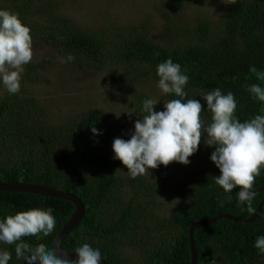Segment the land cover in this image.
<instances>
[{
	"label": "trees",
	"instance_id": "trees-1",
	"mask_svg": "<svg viewBox=\"0 0 264 264\" xmlns=\"http://www.w3.org/2000/svg\"><path fill=\"white\" fill-rule=\"evenodd\" d=\"M65 1L6 0L5 4L0 1V8L17 13L30 27L33 41L43 42L66 61L71 55L73 59L68 62L79 70L107 74L110 97L102 105L86 101L63 122H58L27 89L5 97L0 102V183L49 187L75 194L82 201L85 217L63 241L64 250L75 252L88 243L101 251L106 264H191L189 232L193 223L219 214L248 220L255 212L237 207L239 188L225 193L214 184L212 176L220 173L210 160L214 148L204 144L202 134L193 156L202 159L205 167L181 188L185 198L172 220L157 219L158 227L147 228L144 218L153 212L138 202L141 193L136 189L139 186L147 192L151 186L148 198L153 202L162 185L149 184L142 176L131 178L126 166L113 158V141L120 134L128 135L130 126L146 115L141 111L142 101L152 97L143 93L141 84L158 80L157 65L169 58L186 70L187 99L200 100L204 106L200 115L206 125L211 123V113L201 96L217 87L224 94L235 95V115L241 122L264 114V104L247 91L248 85L261 83L250 67L264 70V0L229 4L217 23L201 18L190 26L180 20L172 31L162 33L160 40L150 38L148 20L138 26H106L108 29L100 32L86 29L64 12ZM173 1L180 10H187L186 0ZM45 68L44 62L32 64L23 79L29 80L34 74L29 81L33 86L40 82L38 74ZM177 98L165 95L163 99ZM109 102H125L127 111L135 113L127 122H120L112 118ZM154 110L162 111V107L157 104ZM93 127L102 135H93ZM129 187L134 197L126 200L123 192ZM263 188L264 168L255 179L254 191ZM263 198V193L256 194L255 211ZM31 208L51 209L57 223L49 238L28 237L26 241L34 247L43 243L53 250L75 206L29 193L0 192V218ZM168 236L173 239L168 240ZM259 236H264V208L251 223L220 219L196 229L197 264H264V255L254 247ZM128 247L141 251V258L130 263L123 253ZM0 249L12 252L9 264H24L16 259L12 246L0 245Z\"/></svg>",
	"mask_w": 264,
	"mask_h": 264
},
{
	"label": "clouds",
	"instance_id": "clouds-1",
	"mask_svg": "<svg viewBox=\"0 0 264 264\" xmlns=\"http://www.w3.org/2000/svg\"><path fill=\"white\" fill-rule=\"evenodd\" d=\"M225 4H236L238 0H222ZM31 29L17 13L0 8V86L9 95L21 91L22 74L25 66L33 59V38ZM67 61L73 57L69 55ZM249 71L257 81L247 86L252 98L264 104V70L250 67ZM157 88L161 95H174L177 99L164 102L163 110H154L160 100L148 98L142 101L143 113L134 123L130 138H115L113 158L122 162L128 175L135 179L151 169L168 166L172 162L183 165L191 163L203 142L214 148L210 160L219 169L218 176H212L214 184L231 193L239 188L237 207L241 211L254 213L253 200L255 179L264 168V114L241 122L235 115L237 101L232 92L222 93L220 88L202 94L211 123L201 119L204 106L198 99H187L186 86L189 76L179 63L171 58L157 65ZM135 112H128L131 116ZM93 135H102L95 127ZM246 206V207H245ZM56 220L52 210L31 208L0 218V245L14 248L15 257L24 264H101L102 254L88 243L75 249L76 260L62 259L43 243L35 247L25 238L45 240L53 235ZM254 247L264 255V236L256 238ZM12 252L0 249V264H9Z\"/></svg>",
	"mask_w": 264,
	"mask_h": 264
},
{
	"label": "rangeland",
	"instance_id": "rangeland-1",
	"mask_svg": "<svg viewBox=\"0 0 264 264\" xmlns=\"http://www.w3.org/2000/svg\"><path fill=\"white\" fill-rule=\"evenodd\" d=\"M0 1L3 4L6 3V0ZM175 2L173 0H75L72 2L66 0L63 10L77 24L99 32L103 29L107 30L106 26H110V28L138 26L148 20L150 38L160 40L161 34L165 31H172L180 20L190 26L201 18L217 23L229 7V4L223 3L222 0H186L187 10H180L176 7ZM39 62H44L46 68L38 74L40 82L31 86L29 81L34 78V74L29 75V80L27 78L24 80L23 77L27 74L30 65ZM157 81V79L144 80L141 84L143 88L140 89L144 94L160 100L158 104L163 110L164 102L167 101H164L165 95H161L158 90ZM23 88L40 100L49 113L58 119V122H63L76 110L82 109L83 104L88 100H94L100 105L103 100H108L111 81L107 74L79 70L65 59L57 56L43 42L33 41V59L25 66V71L22 74L21 89ZM9 96L11 95L0 86V102ZM124 103L109 102L108 108L113 119L120 122L129 120V106ZM133 130L134 124L130 126L128 135L120 134L116 138L127 140ZM189 159L191 161L189 165L172 162L166 167L161 165L157 169H151L149 173L141 175L149 184L162 185L161 192L153 202L148 198L151 186H148L147 192L139 189V186L136 189L141 193L138 202H144L145 206L148 205L149 212H153V215L144 218V225L147 228L158 227L157 219L159 222L172 220L174 211L185 198V193L181 188L189 182L192 175L205 167L202 159L193 155ZM133 197L134 192L130 187L123 192L124 199L130 200ZM139 223L141 224V221ZM168 237V240L173 239L171 236ZM123 253L129 258L130 263L138 260L142 255L141 251L130 247L124 249Z\"/></svg>",
	"mask_w": 264,
	"mask_h": 264
},
{
	"label": "water",
	"instance_id": "water-1",
	"mask_svg": "<svg viewBox=\"0 0 264 264\" xmlns=\"http://www.w3.org/2000/svg\"><path fill=\"white\" fill-rule=\"evenodd\" d=\"M0 192L29 193L38 196L48 197V198L60 199L72 203L75 206L74 213L70 218V220L68 221V223L64 226L63 230L56 237L53 244V250L58 255V257L62 259H70V260L77 259V255L75 252L64 250L62 247V243L65 240V238L78 227V225L84 219L86 214V207L75 194H71L61 190H56L49 187L31 185V184H21V183H0ZM255 193L264 194V188L255 190ZM263 208H264V198L259 204L253 216L248 220L239 219L234 216H230L226 214H219L217 217L209 221H198L193 223L190 227V232H189V240H190L191 255H192L191 264H197V251L194 240V232L196 229L209 227L215 224L220 219H228L235 221L237 223H251L257 219ZM101 264H106V262L102 259Z\"/></svg>",
	"mask_w": 264,
	"mask_h": 264
}]
</instances>
